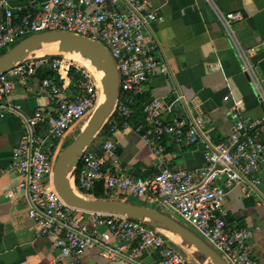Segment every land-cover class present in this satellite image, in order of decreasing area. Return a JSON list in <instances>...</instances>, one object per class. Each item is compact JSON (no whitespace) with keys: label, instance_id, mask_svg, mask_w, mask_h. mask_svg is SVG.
Returning a JSON list of instances; mask_svg holds the SVG:
<instances>
[{"label":"built area","instance_id":"2783aa9c","mask_svg":"<svg viewBox=\"0 0 264 264\" xmlns=\"http://www.w3.org/2000/svg\"><path fill=\"white\" fill-rule=\"evenodd\" d=\"M204 1L215 11L228 33L232 32L233 24L242 19L239 10L220 12L214 0ZM121 4L127 6L125 11L119 10ZM161 19L147 0H46L39 3L30 0L15 10L0 0V54L30 34L52 30L68 31L101 42L119 73V95L103 126L106 125L110 133L114 132L118 125L110 118L117 115L119 128H132L139 134L154 153V172L146 177H134L108 166L114 144L106 140L97 150L89 146L84 149L69 175L73 189L84 195L85 191L99 186L107 194L130 195L158 204L161 210L196 232L228 264H264L251 253L252 231L230 225L224 208L227 192L233 186H240L247 195L261 183L264 148L252 132L264 127V113L256 120H249L245 117L243 101L236 99L228 110L231 133L223 140L214 141L207 134L203 115L189 120H165L162 115L166 106L161 99L154 98L143 104L141 120L131 127L132 97L139 94L141 85L154 75L166 72L144 34L149 22ZM40 71L54 72L52 76L43 77L40 83L49 89L55 106L24 114L11 101V92L15 82H26ZM255 90L258 102L264 107V89L255 83ZM176 98L179 100L182 96L178 94ZM98 102L92 76L64 55L31 53L0 75V119L9 111H15L22 120V131L11 154L12 169L20 177L18 187L26 197L29 218L38 226L37 233L48 238L59 253L50 264H83V252L92 246H99L100 256L107 261L124 258L136 262L140 251L153 248L158 257L151 264H193L160 229L149 226L147 221L75 209L54 189L52 170L59 147L70 137V132L90 116ZM166 136L177 145L200 143L203 165L194 169L170 167L163 141ZM101 227L114 240L122 242L121 245L108 244L98 232ZM125 248L128 252L124 254Z\"/></svg>","mask_w":264,"mask_h":264},{"label":"crops","instance_id":"0c3cea01","mask_svg":"<svg viewBox=\"0 0 264 264\" xmlns=\"http://www.w3.org/2000/svg\"><path fill=\"white\" fill-rule=\"evenodd\" d=\"M4 1L15 10L30 0ZM147 2L162 19L149 22L144 34L166 72L154 75L141 85L140 93L132 97L131 127L141 120L143 104L154 98L164 102L166 109L162 117L165 120H189L203 115L207 134L214 141L223 140L231 133L228 110L236 99L243 101L245 117L260 118L264 107L256 98L255 83L264 89V0H214L220 12L239 10L242 13V19L233 24L230 33L204 0ZM126 9L124 4L119 7L121 11ZM45 73L40 71L26 82H15L10 99L24 114L54 108L49 89L40 83ZM178 94L182 99L177 100ZM110 119L118 125L116 130L110 133L107 126H103L89 149L97 150L106 140L112 141L114 149L108 166L134 177L153 173L155 159L151 148L132 128H119V116ZM81 125L80 129L84 124ZM21 131L22 120L15 111H9L0 119V264H50L59 253L48 238L37 233L38 226L29 218L26 197L18 187L20 177L12 169L11 154ZM252 133L264 148V127ZM163 141L170 167L194 169L203 165L200 143L177 145L168 136ZM260 176L261 183L247 195L238 185L229 189L224 208L230 225L252 231L251 253L257 260L264 261V170ZM98 232L108 244L121 245L122 242L114 240L105 228H99ZM127 250L125 248L123 253ZM99 251V246L85 250L81 256L83 264H151L158 257L157 250L147 248L139 252L136 262L124 258L107 261Z\"/></svg>","mask_w":264,"mask_h":264},{"label":"water","instance_id":"95a60500","mask_svg":"<svg viewBox=\"0 0 264 264\" xmlns=\"http://www.w3.org/2000/svg\"><path fill=\"white\" fill-rule=\"evenodd\" d=\"M65 42L63 48L77 45L102 60L107 73V92L97 104L78 134L58 153L52 170V184L61 199L70 207L94 213H115L131 219L145 220L153 228L177 234L183 242L197 251V260L209 259L211 264H228L227 261L191 228L160 209L158 204L150 206L117 198H90L76 192L70 182V173L79 162L105 120L111 114L119 95V73L108 49L99 41L68 31L52 30L30 34L0 54V75L15 63L22 61L44 44ZM2 161L1 163H3Z\"/></svg>","mask_w":264,"mask_h":264},{"label":"bare ground","instance_id":"6f19581e","mask_svg":"<svg viewBox=\"0 0 264 264\" xmlns=\"http://www.w3.org/2000/svg\"><path fill=\"white\" fill-rule=\"evenodd\" d=\"M64 44L65 42L44 44L40 49L34 51V53L37 52L38 55L59 53L72 58L73 60L81 64L83 67H85L94 79L97 91L100 94L98 96L99 104L105 98L107 92V73L102 60H100V58H98L88 50H80L78 46L74 44L70 46V49H65L63 48ZM160 230L164 232V234L175 243H179L182 241V239L177 234L164 229ZM190 247L192 249H195L191 245ZM206 260L210 262L209 259Z\"/></svg>","mask_w":264,"mask_h":264},{"label":"rangeland","instance_id":"374dc122","mask_svg":"<svg viewBox=\"0 0 264 264\" xmlns=\"http://www.w3.org/2000/svg\"><path fill=\"white\" fill-rule=\"evenodd\" d=\"M58 45H60V44H58ZM33 54H36V55H38V53L36 52V53H33ZM53 54V53H52ZM54 54H59V53H54ZM60 55H62V54H60ZM66 58H68V57H66ZM68 59H70V58H68ZM70 60H72V59H70ZM91 75V74H90ZM100 94L98 93V96H99ZM88 118V117H87ZM87 118H85L84 119V121L83 122H81V124H83V123H85V121L87 120ZM80 124V125H81ZM80 125L79 126H77L73 131H72V133H71V136L67 139V141H65L60 147H59V150H61L67 143H69L77 134H78V132L80 131L79 129H80ZM60 152V151H59ZM85 196V195H84ZM86 197H88V196H86ZM114 197H119V196H117V195H114ZM119 198H123V199H125L126 201H129V202H133V203H145V204H147V205H150V206H153V205H156V204H148V203H146V202H144V200H142V199H139V198H137V197H133V196H126V197H119ZM162 232V231H161ZM163 234H164V232H163ZM167 238H169L168 236H167ZM170 239V238H169ZM171 240V239H170ZM172 241V240H171ZM172 242H174V241H172ZM175 243V242H174ZM175 244H177L182 250H183V252H184V254L186 255V257L188 258V259H190L192 262H194L195 264H211V262H209V261H207V260H205V259H200V260H198V261H196V256H197V251L195 250V249H192L191 247H190V245H188V244H186L185 242H183V241H181V242H179V243H175Z\"/></svg>","mask_w":264,"mask_h":264},{"label":"trees","instance_id":"16d2710c","mask_svg":"<svg viewBox=\"0 0 264 264\" xmlns=\"http://www.w3.org/2000/svg\"><path fill=\"white\" fill-rule=\"evenodd\" d=\"M3 53V52H2ZM1 53V54H2ZM67 57V56H66ZM70 58V57H68ZM72 59V58H70ZM73 60V59H72ZM74 62H76L75 60H73ZM77 64H79L78 62H76ZM80 66H82L81 64H79ZM83 67V66H82ZM85 68V67H83ZM86 69V68H85ZM54 74V72H47L45 73V76H52ZM61 81V80H59ZM85 196H88L90 198H109V196H107L105 193H103L101 187L96 186L93 190L91 191H85L83 193Z\"/></svg>","mask_w":264,"mask_h":264}]
</instances>
